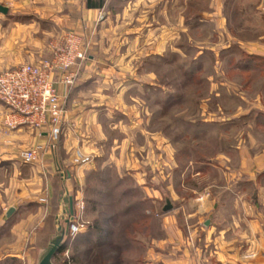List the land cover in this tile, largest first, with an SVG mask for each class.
Instances as JSON below:
<instances>
[{
    "label": "rangeland",
    "instance_id": "obj_1",
    "mask_svg": "<svg viewBox=\"0 0 264 264\" xmlns=\"http://www.w3.org/2000/svg\"><path fill=\"white\" fill-rule=\"evenodd\" d=\"M70 1L79 4V0ZM222 3L229 33L240 42L217 38L205 22H197V27L179 37L173 35L178 30L167 25L163 30L170 38L151 48L157 52L145 58L137 54L142 50L140 41L131 45V39L118 38L127 30L123 22L118 30L114 28L111 42L102 45L107 53H125L115 63L127 73L122 100L130 101L128 111L135 104L132 115L148 119L150 132L143 163L137 151L130 150L128 159L132 166H142L144 186L158 198L147 197L135 173L108 165L106 153L114 132H108L101 155L91 151L86 157L96 170L79 172L85 157L76 150L77 141L71 144L65 137L66 115L56 137L46 132L47 139L28 148L37 150L34 161H23L18 149L14 163L0 161V264L36 263L40 249L55 233L63 196L73 199V222L70 236L53 258L55 264H144L142 252L147 243L161 236L159 216L188 212L191 199L220 196L226 190L227 178L218 166L223 156L230 166L235 165V149L250 136L264 145V62H250L244 51L264 42V21L260 25L252 20L264 0ZM197 4L204 15L207 0H197ZM166 16L173 22L174 13ZM69 31L50 39L48 47ZM131 73L139 81L132 82ZM8 130L3 127L0 134ZM34 131L41 139L44 129ZM133 143L143 145L139 138ZM48 153L52 167L37 166ZM165 200L173 208L164 213ZM10 208L14 211L7 217Z\"/></svg>",
    "mask_w": 264,
    "mask_h": 264
},
{
    "label": "crops",
    "instance_id": "obj_2",
    "mask_svg": "<svg viewBox=\"0 0 264 264\" xmlns=\"http://www.w3.org/2000/svg\"><path fill=\"white\" fill-rule=\"evenodd\" d=\"M45 1L0 0L7 7L6 13L0 12V71L48 58V42L65 31L76 30L86 35L92 44L87 60L77 67L76 79L70 88L59 87L68 116L65 137L71 144L77 141L76 150L85 157L77 169L83 174L96 170L86 157L91 156V151L101 155L108 132H114L113 144L106 153L108 165L118 171L135 173L141 178L137 184L147 197L157 199L156 192L151 193L144 186L142 166L138 167V163L132 166L128 159L130 150L137 151L143 163L150 132L148 119L132 115L135 104L128 111L130 101L122 100L127 92L128 85L123 84L127 73L115 63L125 58V53H107L102 45L111 42L114 28L118 30L123 22L127 30L118 34V38L131 39V45L140 41L142 50L137 54L145 58L157 52H151V48L167 41V32L163 30L167 25L178 30L173 35L179 37L187 29L205 22L217 38L240 42L229 33L222 0H207L204 15L197 8V0H95L96 8H87V0H79L78 5L70 0L69 5L62 0L61 5ZM258 10L259 14L252 20L261 25L264 5L260 4ZM166 13H174L173 22ZM249 48L251 51H244L250 62L257 59L264 62V42ZM131 80L139 81L132 73ZM7 112L0 102V129H9L4 125ZM46 132L48 128H44L40 139L34 130L20 125L1 133L0 137L7 141L0 140V161L14 163L17 149L25 150L47 139ZM138 138L142 146L133 143ZM235 153V165L230 166L224 156L221 166L218 165L227 178L226 190L220 196L195 197L190 201V211L159 216L161 236L147 243L142 252L144 264H264V145L250 136ZM51 161L49 153L43 154L37 166L52 167ZM250 253L253 256H248Z\"/></svg>",
    "mask_w": 264,
    "mask_h": 264
},
{
    "label": "built area",
    "instance_id": "obj_3",
    "mask_svg": "<svg viewBox=\"0 0 264 264\" xmlns=\"http://www.w3.org/2000/svg\"><path fill=\"white\" fill-rule=\"evenodd\" d=\"M49 49L50 56L37 63L0 71V102L8 111L4 116L7 128L25 125L39 131L48 128L53 138L58 134L67 115L59 87L68 89L74 84L76 69L87 59L90 42L85 35L69 31L60 40L52 41ZM19 157L34 161L37 150H21Z\"/></svg>",
    "mask_w": 264,
    "mask_h": 264
},
{
    "label": "water",
    "instance_id": "obj_4",
    "mask_svg": "<svg viewBox=\"0 0 264 264\" xmlns=\"http://www.w3.org/2000/svg\"><path fill=\"white\" fill-rule=\"evenodd\" d=\"M0 12L6 13L7 7L0 4ZM61 201L63 202V206L55 217V233L50 237L46 246L40 249V253L38 254L35 264H55L53 262L54 256L60 251L70 235L74 213L73 199L70 195H68L67 197L63 196ZM172 208L173 206L171 202L169 200H165L162 212H168ZM13 211L14 208H10L6 213V216L9 217Z\"/></svg>",
    "mask_w": 264,
    "mask_h": 264
},
{
    "label": "trees",
    "instance_id": "obj_5",
    "mask_svg": "<svg viewBox=\"0 0 264 264\" xmlns=\"http://www.w3.org/2000/svg\"><path fill=\"white\" fill-rule=\"evenodd\" d=\"M86 7H87V8H96V7H97V2H96L95 0H87V1H86ZM118 180H121V178H118ZM69 236H70V235H69ZM109 236L111 237V234H110ZM130 239H131V240H134V238H131V237H130ZM106 240H107V239H106ZM127 241H128L127 243H130V242H129L130 240L127 239ZM104 242L107 243V241H104Z\"/></svg>",
    "mask_w": 264,
    "mask_h": 264
}]
</instances>
